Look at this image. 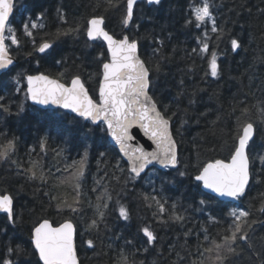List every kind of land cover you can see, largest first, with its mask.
Returning <instances> with one entry per match:
<instances>
[{
  "label": "trees",
  "instance_id": "obj_1",
  "mask_svg": "<svg viewBox=\"0 0 264 264\" xmlns=\"http://www.w3.org/2000/svg\"><path fill=\"white\" fill-rule=\"evenodd\" d=\"M202 0H163L159 6L149 5L141 1V6L134 14L133 22L126 28L122 23L121 13L106 9V0H17L16 10L10 21L20 39V47L10 45L11 54L17 59V64L9 71L10 75L0 77V104L9 105L10 111L0 109V131L19 137L18 162H26L27 148L36 143L45 133L52 141L60 143V136L70 140L83 153L88 151V170L86 172V188L88 195L95 199L103 185L92 192L95 180L107 177L104 183L108 184L113 196L109 204V213L106 218L107 227L102 224L99 235L85 231L93 210L85 203L83 215L75 223L77 225V251L81 264H115L117 251H124L130 261L135 264H187L189 259H196L197 234L203 241L202 228H207L210 238L214 236L217 226L208 220L209 214L218 215L216 209L221 205L218 199H211L206 211H200L199 200L213 197L198 189L192 181L197 169L210 160L229 157V147L232 140L228 131L234 127L232 105H256L264 107V0H215L213 9L217 26L224 29L223 39L215 47V35L209 43V51L218 53V63L221 66V75L218 78L205 76L208 70L206 55L203 59L199 55L190 56L193 48H198L197 36L200 29L186 24L191 17L193 5H200ZM43 14V20L38 16ZM61 14L68 21L61 22ZM103 15L105 28L116 38L124 35L138 40L140 55L151 71V78L159 108L166 117H170L172 130L179 148L180 171L186 175L180 176L176 169L158 170L153 177L157 189L163 187L162 195L169 198V205L180 201L188 211V219L181 225L171 222L160 223L153 217L156 210L145 207L144 201L138 198L140 192H151V187L143 180L124 183L127 176V163L120 160L119 152L108 140V135L98 126L85 125L88 122L73 121V114H65L60 109L43 110L32 105L25 99L24 89L20 93L14 91L13 77L18 73H44L59 78L64 72V83H69L74 74L80 75L85 81L90 94L98 99V88L101 80V53L109 60L107 48L102 41H88L84 28L88 19ZM45 24V28L34 30L40 35L48 33L49 39L56 40L55 53L40 54L34 52L29 39L24 36L22 24L26 19ZM79 26V37L75 35L57 38L58 28ZM237 39L241 47L232 51L230 40ZM163 41V47L160 46ZM160 48L159 52L154 50ZM61 61V63H57ZM195 62V70L188 69ZM159 63L161 71H155ZM182 81V83H181ZM26 87V81H21ZM243 101L244 105H240ZM23 103L25 111L18 114V107ZM251 117L257 125L255 147L253 155H264V134L260 128L264 127V117L256 108H251ZM175 113V115H173ZM220 117L218 120L217 118ZM186 121V122H185ZM215 122V123H214ZM83 145V147H81ZM105 153L104 157L100 153ZM49 162L62 163L51 159ZM72 158L76 152L71 153ZM120 160L124 173L119 183L112 177V165ZM254 176L250 184H254L251 195L245 200L243 209L249 210V219L264 220V214L259 209L264 203V164L259 158L253 166ZM54 177L49 183L54 182ZM109 180L111 181L109 183ZM7 192L15 198L16 224H9L5 214H0V258L5 255L6 246L16 244L31 251L30 235L33 226L41 219L47 218L54 224L63 221L64 217L57 215L53 210H43L47 199L42 191L33 186V182L26 181L22 176L15 174L14 167L0 164V193ZM127 205L131 211L130 221H123L119 217L118 208L114 207L116 199ZM177 210L179 211V205ZM144 225H151L158 240L153 244L146 243L147 238L140 231ZM255 229V251L245 250L238 259V264H256L260 259L261 244L264 242V224L257 223ZM186 232L190 235L185 236ZM92 238L95 247L89 248L86 241ZM132 241V244H126ZM147 251H144V249ZM192 255L189 257L188 252ZM177 253L184 257L178 262Z\"/></svg>",
  "mask_w": 264,
  "mask_h": 264
},
{
  "label": "snow or ice",
  "instance_id": "obj_2",
  "mask_svg": "<svg viewBox=\"0 0 264 264\" xmlns=\"http://www.w3.org/2000/svg\"><path fill=\"white\" fill-rule=\"evenodd\" d=\"M143 2L156 6L161 4V0H143ZM140 6L141 0H106V9L121 13L125 27L133 22L134 14ZM215 7V0H202L200 5H193L191 17L186 24L201 30V34L197 36L198 48H193L189 55H199L201 59L207 55L208 70L205 71V76L218 78L221 75L218 53L209 51V43L213 41L211 34H216L215 47H218L225 33L222 27L217 26V18L213 11ZM15 10L16 0H0V70H8L14 64L10 45L7 42L10 41L11 45L17 48L21 44L15 28L10 23ZM37 19L42 21L43 14H40ZM60 19L63 24L68 23L62 14ZM44 28L45 24L32 21L30 17L22 24L23 34L29 39L34 52L54 55L56 40L49 39L48 33L40 35L39 32H34L38 29L42 31ZM79 34L80 27L77 25L58 28L55 36L59 38L75 35L78 38ZM84 34L86 43L88 41L106 42V50L111 57L105 62L106 58L101 53L98 99H93L85 86V81L78 74L71 76L69 83H64V72L59 73V78H51L44 73L35 75L18 73L13 77L14 91L20 93L24 89L25 99L30 100L33 105H39L45 109H63L66 115L75 114L72 117L73 121L79 122L77 120L79 118L88 122L86 127L95 125L98 126V131L102 129L119 146L120 160L126 159L127 176L124 183L143 180L144 184L151 187V192L142 191L138 194V198L144 201L145 207L151 208L152 204H155L156 210L153 212V217L163 224L175 222L182 225L188 219L185 215L188 208L180 201H174L169 205V198L162 195L163 187L157 189L153 179L158 171L157 165L162 169H176L180 176L186 173L180 171L178 144L171 132V118L166 117L158 108L154 99L155 93L150 94L155 84L151 78L150 69L137 55L138 40L130 39L127 35L116 38L110 34L105 29L103 15L88 19ZM159 43L163 47V41ZM230 44L232 51L241 47L240 42L235 38L230 40ZM154 51L159 52L160 48ZM188 70L190 72L195 70L194 61ZM155 71L157 74L161 71L159 63L155 65ZM3 75H10V71H4ZM22 80L26 81V87L22 84ZM3 99L4 97L0 96V101ZM240 105H244V102L241 101ZM251 108H256L264 117V107H261L259 103L251 106L232 105V115L235 119L234 127L228 131V137L232 140L228 159L205 162L192 176V181L198 189L207 190V193L203 195L215 194L209 199H200L198 210L206 211L211 199L219 198L218 202L221 206L216 209L218 215L209 214L208 216L209 222L217 226L214 236L210 238L206 227L201 229L204 235L201 242L197 234L196 259H189L187 264H238V259L242 258V252L255 251L253 226L257 223L264 224V220L249 219L251 212L244 210L243 205L254 187L250 181L254 176L255 160L259 158L261 164H264V155L252 154L257 125L251 117ZM0 109L9 112L10 106L0 104ZM24 111V104L21 103L18 114ZM217 119L219 120L220 117ZM134 126L143 130L155 145V150L148 151L145 147L132 143L134 137L130 134V129ZM89 131H91L90 127ZM260 132L264 134V127L260 128ZM18 140L17 136L0 131V164L14 167L16 175L22 176L28 182H33V186L42 191L47 199L43 210L51 209L64 219L58 224H54L47 218L39 220L31 229V251L19 244L13 247L9 243L6 246L5 255L0 258V264H78L75 220L83 215L85 203L93 210L85 231L95 232L98 236L101 225L107 227L109 204L113 200L108 184L104 183L107 172L105 177L95 180L96 186L92 187V192H97L98 186L103 185V187L93 200L86 188L87 149L81 153L76 145L63 136H60V143L52 141L50 144V135L45 133L37 139L36 143L27 148L26 162H18ZM49 151L53 154L51 159L59 158L62 163H50ZM72 152H76L78 158H72ZM104 155L105 153H100L101 157ZM120 160L112 165L111 179L116 180L117 183L120 181L117 173L125 172ZM53 177L54 182L49 183ZM114 207L118 208L119 217L123 221H130L131 211L127 205L120 202L119 197ZM259 211L264 214V203L261 204ZM0 213L5 214L4 219L9 224H16L15 198L6 191L0 193ZM3 231L5 229H0V234ZM140 231L147 238L146 243L154 245L157 242L158 236L151 225L142 226ZM190 234L186 232L185 236ZM86 243L89 248L95 247V241L92 238H89ZM132 243V241H126V244ZM144 251L147 249L145 248ZM188 255L190 257L192 253L189 251ZM177 257L178 262L184 260L179 253ZM115 264H135V261H130L129 256L121 250L115 254ZM256 264H264V242L261 244L260 259Z\"/></svg>",
  "mask_w": 264,
  "mask_h": 264
},
{
  "label": "water",
  "instance_id": "obj_3",
  "mask_svg": "<svg viewBox=\"0 0 264 264\" xmlns=\"http://www.w3.org/2000/svg\"><path fill=\"white\" fill-rule=\"evenodd\" d=\"M17 1V0H16ZM141 1H143V0H141ZM163 0H161V2H162ZM13 15H14V13H13ZM13 17V16H12ZM12 17L10 18V21H11V19H12ZM129 26V25H128ZM127 26V27H128ZM126 27V28H127ZM106 29V28H105ZM107 30V29H106ZM108 31V30H107ZM109 32V31H108ZM110 33V32H109ZM111 34V33H110ZM103 42V41H102ZM104 44H105V46H106V48H107V44H106V42H103ZM10 54H11V52H10ZM12 55V54H11ZM108 55H109V59L111 58L110 57V53H108ZM137 55L139 56V58L141 59V60H143L142 59V57H141V55H140V48H139V43H138V52H137ZM13 56V55H12ZM13 59H14V64L12 65V66H10V69L14 66V65H16L17 64V59L13 56ZM144 61V60H143ZM145 62V61H144ZM145 66L147 67V65H146V63H145ZM10 69H8V70H0V77L3 75V72L4 71H9ZM35 75V74H34ZM51 78H55V77H52V76H50ZM86 86V85H85ZM87 87V86H86ZM89 94H90V92H89ZM151 94V93H150ZM91 95V94H90ZM92 96V95H91ZM94 99V98H93ZM95 100V99H94ZM29 102L32 104V102L29 100ZM33 105V104H32ZM34 106H36V107H38V108H40V109H43V110H48V109H45V108H43L42 106H39V105H34ZM157 106H158V104H157ZM158 108H159V106H158ZM49 109H51V108H49ZM160 109V108H159ZM60 110H62V111H64L65 112V110H63V109H60ZM161 110V109H160ZM73 115H75V114H73ZM170 123H171V121H170ZM171 132H172V135H173V137H174V139H175V136H174V134H173V130H172V123H171ZM130 134L134 137V139H133V141H132V143L134 144V145H140V146H143V147H145V149L146 150H148V151H152V150H155V145L153 144V142L144 134V132H143V130L142 129H140L138 126H134L133 128H131L130 129ZM255 138V137H254ZM108 140H109V142L112 144V146L119 152V146L118 145H116L115 144V142L111 139V137L108 135ZM176 140V139H175ZM120 154V153H119ZM178 154H179V148H178ZM121 155V154H120ZM125 162H126V159L124 160ZM151 167V166H150ZM156 168L158 169V170H166V169H162V168H160L159 167V165H157L156 166ZM250 183H251V181H250ZM205 193H207V190H204V189H202ZM209 195H211V196H213L214 197V195L215 194H212V193H208ZM218 200H219V198H217ZM0 214H3V213H0ZM75 243H76V254H77V259H78V264H81V262H80V259H79V255H78V251H77V236H76V240H75Z\"/></svg>",
  "mask_w": 264,
  "mask_h": 264
}]
</instances>
